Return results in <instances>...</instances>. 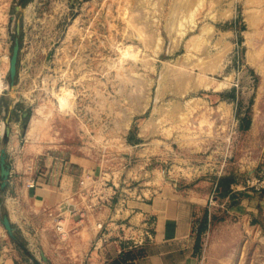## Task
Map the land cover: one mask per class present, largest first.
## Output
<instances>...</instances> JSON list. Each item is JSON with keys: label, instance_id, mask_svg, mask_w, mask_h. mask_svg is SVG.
I'll use <instances>...</instances> for the list:
<instances>
[{"label": "rangeland", "instance_id": "1", "mask_svg": "<svg viewBox=\"0 0 264 264\" xmlns=\"http://www.w3.org/2000/svg\"><path fill=\"white\" fill-rule=\"evenodd\" d=\"M18 21L16 85L4 91L34 109L40 171L75 173L90 162L77 187L88 190L91 213L114 182L117 202L141 195L153 207L165 190L182 195L185 214L215 215L195 264H264V0H0L9 61ZM61 88L71 93L66 105ZM226 175L237 183L221 196ZM161 216L148 215L149 232ZM53 231L51 245L16 241L29 264L88 263L70 251L80 242L67 219ZM193 240L148 244L143 254L176 264Z\"/></svg>", "mask_w": 264, "mask_h": 264}, {"label": "crops", "instance_id": "2", "mask_svg": "<svg viewBox=\"0 0 264 264\" xmlns=\"http://www.w3.org/2000/svg\"><path fill=\"white\" fill-rule=\"evenodd\" d=\"M235 32L239 33L237 29L231 31L232 34ZM33 112L34 109L31 112L25 101L10 97L4 89L0 92V126H6L5 133H0V155L1 150L6 147L9 164H16L20 169V173L14 176L15 185H10L12 190L8 187L3 189L0 185V222L8 211L19 238L23 237L29 246L35 244L46 246L51 245L55 224L63 218L67 219L72 237H78L80 242L74 249L69 243L70 251L87 253V264H116V260L133 247V243L135 247L144 248L148 244L163 246L168 242L169 244L184 242L190 236L194 239L190 254L176 264H195L201 250L196 229L198 224L196 219L199 215H194L192 210L184 213L188 205L176 201L183 200L182 195L165 190L154 197L153 207L141 195L117 202L118 186L114 182L104 188V191L99 190L103 193L96 196L95 210L93 213L88 212V201H85V197L89 194L86 193L87 190L83 191V186H77L79 179L82 184L91 163L79 160L78 169H73L75 173L69 167L59 172L55 165L40 171L38 165L40 148L38 141L42 137L40 127L33 137L27 136ZM34 172L39 173L34 175ZM184 200L199 204L198 206L205 204L192 198ZM175 202H178L177 209H173ZM73 209L82 214L80 220L73 214ZM150 214H158L157 218L162 215L161 220L164 222L163 226L153 233L147 230L150 227L147 218ZM9 245L11 254L7 264H29L23 248H20L11 237ZM29 250L32 251V248L29 247ZM152 253L148 252L133 264L150 261L165 264L162 256L165 253L161 252L159 255Z\"/></svg>", "mask_w": 264, "mask_h": 264}, {"label": "water", "instance_id": "3", "mask_svg": "<svg viewBox=\"0 0 264 264\" xmlns=\"http://www.w3.org/2000/svg\"><path fill=\"white\" fill-rule=\"evenodd\" d=\"M22 8L21 5H17L15 7L16 11L18 12ZM20 31H21V24L20 21L17 23V37L15 38V43L13 46V52L10 56V81H9V86L13 87L16 85V79L18 75V62H19V55H20V50H21V38H20ZM5 131H6V126H5ZM5 133V132H4ZM12 166V167H11ZM20 173V169L16 164L10 165L8 162V153L6 147H4L1 150V155H0V185L3 189H6L7 187V182L10 180L11 185H15L14 181V176ZM2 224L4 225L6 231L8 232L9 236L15 240L18 241L19 236L18 233L13 226L10 216L8 214V211L3 215L1 219ZM42 257L44 260H47V256L45 255L44 252H42ZM35 261V264H42L39 261Z\"/></svg>", "mask_w": 264, "mask_h": 264}, {"label": "trees", "instance_id": "4", "mask_svg": "<svg viewBox=\"0 0 264 264\" xmlns=\"http://www.w3.org/2000/svg\"><path fill=\"white\" fill-rule=\"evenodd\" d=\"M25 3V2H24ZM237 183L236 178L233 175H226L219 179L218 185L220 186V194L221 196H226L230 194L234 189L233 185ZM215 218V215L210 213L207 209L202 217H197V234H198V241L201 242V236L202 233L207 229L209 222H211ZM144 247H132L131 249H128L125 251L121 257L116 260V263L119 264L120 261L129 262L133 261L136 258L145 256L143 254Z\"/></svg>", "mask_w": 264, "mask_h": 264}, {"label": "bare ground", "instance_id": "5", "mask_svg": "<svg viewBox=\"0 0 264 264\" xmlns=\"http://www.w3.org/2000/svg\"><path fill=\"white\" fill-rule=\"evenodd\" d=\"M0 61H1L0 62V92H1L3 89L9 87V82L6 79V74L10 70V61L8 59V56L2 55L1 53H0ZM60 91H61L60 93L58 92L55 95L62 105H66L68 103V100L71 98V93H69V91H66L65 88H61ZM37 121H38L37 117L33 115V117L30 120L31 123L30 125L32 126H29L27 133L28 136L30 135L29 138L32 137L31 132L32 129L34 128V124L35 125L37 124Z\"/></svg>", "mask_w": 264, "mask_h": 264}, {"label": "built area", "instance_id": "6", "mask_svg": "<svg viewBox=\"0 0 264 264\" xmlns=\"http://www.w3.org/2000/svg\"><path fill=\"white\" fill-rule=\"evenodd\" d=\"M4 132H5V125H3V127L0 126V133L4 134ZM81 183L84 184L85 182L82 181ZM87 192L88 190L86 191V193ZM73 213L78 214L79 212H76V209H73ZM80 215L82 216V214ZM58 228L60 229V227ZM9 239L10 238L8 237V233L4 225L2 224V222H0V264H7L8 257L11 254V246L9 245Z\"/></svg>", "mask_w": 264, "mask_h": 264}]
</instances>
